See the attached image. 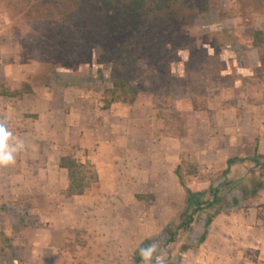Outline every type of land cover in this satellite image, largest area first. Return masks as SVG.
<instances>
[{"label": "rangeland", "instance_id": "obj_1", "mask_svg": "<svg viewBox=\"0 0 264 264\" xmlns=\"http://www.w3.org/2000/svg\"><path fill=\"white\" fill-rule=\"evenodd\" d=\"M158 2L146 0L142 8L149 18L147 36L155 39L132 35L126 58L112 42L88 43L77 26L69 29L63 20L81 17L72 0H0V120L24 143L16 163L0 167V264H26L8 258L9 215L21 200L20 176L33 172L24 160L50 141L40 120V110L50 107L40 98L50 101L61 81H88L82 89L90 99L79 109L101 123L98 146L111 158L100 153L97 166L87 152L65 157L78 164L73 191L98 193L93 201L85 197L82 206L106 212L92 230L56 231V263L43 264H134L135 251L148 237L155 256L165 261L163 228L184 210L186 189L210 185L220 187L230 203L238 201L218 217L230 227L225 243L235 246L217 252L264 264L261 251L232 241L250 236L231 227L264 217V189L246 201L238 186L244 181L249 192L259 183L264 187V169L250 160L264 163V0H179L175 13L164 14ZM58 19L60 33L52 23ZM57 34L67 39L55 43ZM114 81L126 84L119 90ZM234 157L246 160L228 168ZM80 214L85 221L86 210ZM203 228L201 218L188 239L195 248L182 255V264H210L214 247L197 246Z\"/></svg>", "mask_w": 264, "mask_h": 264}, {"label": "crops", "instance_id": "obj_2", "mask_svg": "<svg viewBox=\"0 0 264 264\" xmlns=\"http://www.w3.org/2000/svg\"><path fill=\"white\" fill-rule=\"evenodd\" d=\"M87 83L88 81H61L59 84H54V89L48 97L50 101H43V98H40L41 102L47 103L50 107V112L48 109L40 110V120L48 127L45 133L49 135L50 141L38 147V154L33 159L24 160L25 165L32 167L33 172L26 173L28 171L24 170L25 173L20 176L24 182V189L19 193L21 200L17 202L18 204L11 205L13 206L11 212L10 209L8 210L11 229L7 233L10 246L8 251L11 252L8 258L15 263L18 261L26 264L28 262L43 264L44 261L56 263L57 250L54 243L56 231H60L63 235L73 226L78 229L92 230L104 221L101 214L106 211L93 204L82 206L85 197L92 198L91 201H93L98 193L94 191L75 193L69 170L60 166L61 159L67 154L87 152L86 159H91L97 166L100 164V153L104 152L105 158H108L110 154L98 146V142H102V137H99L96 129L101 123L97 122V118L95 121V118L79 109L84 104L87 107L90 99L87 90L82 89L88 87ZM220 110L223 111V108L221 107ZM113 113L112 111L110 115L116 118L117 113L114 115ZM235 117L238 119L237 115ZM42 151H45V154ZM37 155L43 156L37 159ZM36 167L41 168L36 171ZM100 178L104 180L103 177ZM81 208L87 212L85 221L82 222ZM75 211L78 216L74 219ZM218 217L219 215L211 224L208 240L203 245H211L216 250L209 255L210 264H241L244 261L247 264L250 263L246 261L244 255L236 253L237 256H234L233 251L230 255L217 252L223 250L225 246H235V244L225 243L229 237L225 238L224 234L230 227L224 226L225 224ZM259 220V222H247L244 226L237 222L235 225L232 224V228H238L244 235L250 236L233 237L232 241L241 244L243 240L242 243H246L245 246L248 248L261 251L260 259L264 260V217ZM241 227L244 229H240ZM18 238H20L19 241ZM183 261L184 258L181 264Z\"/></svg>", "mask_w": 264, "mask_h": 264}, {"label": "trees", "instance_id": "obj_3", "mask_svg": "<svg viewBox=\"0 0 264 264\" xmlns=\"http://www.w3.org/2000/svg\"><path fill=\"white\" fill-rule=\"evenodd\" d=\"M145 1L146 0H72L73 11H80L81 17L79 19L65 18L63 21H66L70 30H72L74 26H77L76 31H79L83 39L88 43H94L95 41L107 43V41H110L115 44L118 53L124 51V57L129 58L130 51H132L129 40H131L132 35L141 33L140 38L142 40L145 39L151 41L155 39L153 37L151 39V37L147 36L149 30L147 29L146 24L148 23L149 18L147 19V12L142 10ZM158 1V11L161 13L176 12L175 9L178 7L179 0ZM187 4L191 5L189 2ZM59 21L60 19L54 20L52 23L59 25L60 22H62ZM143 23L144 25L142 26ZM58 31L59 32L57 33L61 32L60 25ZM73 34L74 32L71 33V36H73ZM125 34H129V36H126ZM54 39L55 43H57L63 40L65 41L67 38L57 34L54 36ZM124 53L122 54L124 55ZM125 84L126 81H114V86L119 90L124 87ZM133 90L135 94L138 93L136 88H133ZM245 160L246 159L244 158L238 157L230 158L227 160L228 168L237 161L243 162ZM250 160L264 169V163H260L256 157ZM60 166L67 168L70 172V178L73 179V170L78 167V164L68 157H63ZM79 166L83 165L81 164ZM176 174H178L177 171ZM243 183L244 181H241L238 186L242 190L246 201H249L256 196L260 188L264 189L262 184L259 183V187H256L252 192H249L244 187ZM186 190L188 196L184 210L179 213L177 218L170 221L163 228V234L166 236V250L168 253L165 264H180L183 259L182 255L188 250L195 248L192 244L188 243V239L193 233L195 223L199 219H203L204 228L203 233L197 241V246L204 244L208 240L210 233L209 229L215 218L222 214L225 209L229 207L232 208L238 204V201L230 203L225 195L222 194V189L220 187H215L214 185H210L207 190L195 191L189 188ZM153 243L154 240L152 238L148 237L144 239L134 253V264H144V261L139 255V249L141 247H147Z\"/></svg>", "mask_w": 264, "mask_h": 264}, {"label": "clouds", "instance_id": "obj_4", "mask_svg": "<svg viewBox=\"0 0 264 264\" xmlns=\"http://www.w3.org/2000/svg\"><path fill=\"white\" fill-rule=\"evenodd\" d=\"M24 150V143L19 138H14L5 120H0V167H8L16 163V156ZM155 243L139 249V255L144 264H165V261L155 256Z\"/></svg>", "mask_w": 264, "mask_h": 264}]
</instances>
